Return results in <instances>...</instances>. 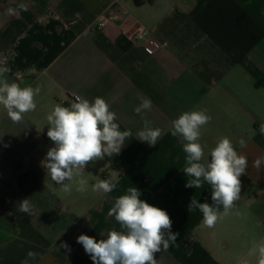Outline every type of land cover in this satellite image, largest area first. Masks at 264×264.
I'll use <instances>...</instances> for the list:
<instances>
[{"label": "crops", "instance_id": "obj_1", "mask_svg": "<svg viewBox=\"0 0 264 264\" xmlns=\"http://www.w3.org/2000/svg\"><path fill=\"white\" fill-rule=\"evenodd\" d=\"M103 17L110 23L100 31ZM139 30L143 38L135 41ZM151 42L160 45L153 55ZM0 66L11 68L10 83L41 89L36 109L19 123L0 105V264H21L29 250L41 254L30 264H93L77 237L99 241L120 230L107 213L130 187L165 210L179 233L155 254L157 264H256L247 254L264 239V165L253 166L264 156V0H0ZM76 95L105 99L119 130L132 137L119 154L81 170L86 191L73 182L67 194L42 164L54 147L46 116ZM141 97L152 102L146 118L162 129L155 146L137 137ZM203 109L211 116L200 130L204 159L221 137L248 159L240 199L211 229L198 208L189 211L193 197L213 205L211 186L185 187L184 141L171 135L180 114ZM113 174L112 192L92 191L97 177ZM24 199L30 213L19 211Z\"/></svg>", "mask_w": 264, "mask_h": 264}, {"label": "clouds", "instance_id": "obj_2", "mask_svg": "<svg viewBox=\"0 0 264 264\" xmlns=\"http://www.w3.org/2000/svg\"><path fill=\"white\" fill-rule=\"evenodd\" d=\"M19 9L26 10V7L21 4ZM8 11L14 10L10 8ZM10 71V67L0 66V105L12 122L19 123L26 113L36 109L35 97L41 89L22 88L16 82L10 83L6 76ZM140 99L141 103L134 108L143 123L137 137L155 146L162 135V129L152 127L153 122L146 118L145 113L152 108L151 100L144 97ZM46 120L47 136L54 147L47 151L42 164L51 181L67 194H71L73 182L76 191H86L88 180L82 176L81 170L90 162L119 154L125 140L132 137L131 130H119L116 113L110 110V105L101 97L89 102L76 95L70 106L55 105ZM210 121L211 116L206 109L194 110L180 114L172 121L171 127V135L179 136L184 141L186 166L183 172L190 177L185 187L199 189L205 182L211 186L213 205L199 203L194 197L189 205V211L198 208L202 212V223L209 229L227 216L240 199V177L248 167L247 157L238 154L228 137H221L210 151V161L204 159V148L199 142L200 130ZM259 132L264 136V123L260 124ZM239 144L244 147L245 141L241 139ZM262 165L264 156L253 162L257 169ZM115 180V174L107 179L97 177L91 185L92 191L110 193L116 187ZM127 193L118 197L107 213L109 217L115 218L120 230L108 231L107 238L99 241L86 234L77 237V243L83 246L93 264H157L155 254L162 249L167 250L179 236V233L171 231L172 221L165 210L139 199L141 193L135 187L128 188ZM19 211L30 213L31 204L28 199L20 202ZM60 247L70 251L66 243ZM40 255L29 250L21 264H30ZM247 255L255 257L256 264H264V239L254 242ZM240 264H249V261L243 259Z\"/></svg>", "mask_w": 264, "mask_h": 264}, {"label": "built area", "instance_id": "obj_3", "mask_svg": "<svg viewBox=\"0 0 264 264\" xmlns=\"http://www.w3.org/2000/svg\"><path fill=\"white\" fill-rule=\"evenodd\" d=\"M109 23H110V19L103 17L97 23L96 29L101 31L105 27H107ZM131 37L133 40L139 41L140 39L143 38L142 30L135 32ZM159 49H160V45L156 42H151L146 45V50L150 55L155 54L156 52H158Z\"/></svg>", "mask_w": 264, "mask_h": 264}]
</instances>
